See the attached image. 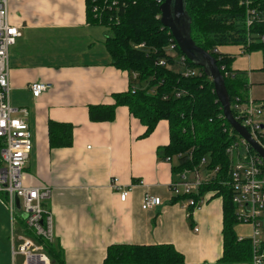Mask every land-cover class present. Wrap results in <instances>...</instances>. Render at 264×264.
Returning <instances> with one entry per match:
<instances>
[{
  "label": "crops",
  "instance_id": "crops-1",
  "mask_svg": "<svg viewBox=\"0 0 264 264\" xmlns=\"http://www.w3.org/2000/svg\"><path fill=\"white\" fill-rule=\"evenodd\" d=\"M7 11L20 31L9 49L10 105L27 109L32 134L22 182L51 188L54 244L64 263L102 264L111 244L169 243L184 255L182 264H223L222 201L191 212L183 200H171L168 184L178 172L176 161L163 157L167 121L145 136L126 106H117L111 121L89 119L88 106L113 103L114 94L129 90L130 75L112 65L111 32L88 23L85 0H8ZM34 81L51 88L34 97ZM49 120L72 124L71 146L49 147ZM112 177L122 188L135 185L124 201ZM145 193L159 196L161 204L142 209ZM10 232L0 203V264H24L21 254H12Z\"/></svg>",
  "mask_w": 264,
  "mask_h": 264
},
{
  "label": "trees",
  "instance_id": "trees-1",
  "mask_svg": "<svg viewBox=\"0 0 264 264\" xmlns=\"http://www.w3.org/2000/svg\"><path fill=\"white\" fill-rule=\"evenodd\" d=\"M104 1L85 0L86 20L110 30L111 36L107 37L106 45L112 65L129 73L130 88L114 94L113 103L89 105V119L111 121L115 117L116 107L126 106L130 114L145 126L142 134L145 136L153 131L160 120H166L169 142L162 150L163 157L181 153V157L174 159V172L197 166L204 157L209 168L218 166L216 175L200 189L201 193L210 190V198L222 196V255L218 261L223 264L248 262L251 256L250 241L237 239L230 191L217 181V176L227 175L225 148L234 135L223 117L210 77L201 67H198L199 75L184 76L180 70L167 66V63L175 66L182 53L177 46L174 57H170L165 50L170 45L171 34L162 27L159 19V5L163 0H120L116 8L92 13L93 6L98 4L102 8ZM185 5L193 41L215 57L230 101L233 102L237 96L242 98L238 86L247 88L245 74L230 68L231 55L213 51L220 45L246 44L248 29L244 26L245 13L239 0H185ZM257 30L264 33V26H259ZM140 43H144V46L140 47ZM254 48L261 49L264 68V42L246 46L248 52ZM160 60H165L166 64H159ZM186 65L197 67L188 58ZM225 72L229 75H225ZM132 74L135 75L134 79ZM72 129L70 123L49 120V147L71 146ZM191 196L197 197L195 194ZM184 198L171 196L173 202ZM45 252L54 263L65 264L62 250L56 243L46 244ZM183 262L184 255L169 243L111 244L106 247L102 264Z\"/></svg>",
  "mask_w": 264,
  "mask_h": 264
},
{
  "label": "built area",
  "instance_id": "built-area-1",
  "mask_svg": "<svg viewBox=\"0 0 264 264\" xmlns=\"http://www.w3.org/2000/svg\"><path fill=\"white\" fill-rule=\"evenodd\" d=\"M94 1V0H93ZM120 0H105L102 8L95 4L92 13L98 14L100 9L116 8ZM8 0H0V203L5 207L10 218V243L12 254H21L24 264H51L45 252L46 244L55 239L53 217L48 206L51 188L48 186H26L22 182L24 167L32 149V134L25 107L13 108L9 94V49L20 36L16 25L8 20ZM244 9V26L248 29L244 49L250 44L264 42V33L259 26H264V0H239ZM254 29V30H252ZM170 33V32H169ZM167 53L175 56L176 43L172 36L169 39ZM140 47L143 44L139 45ZM218 52L217 48L213 49ZM184 54L177 58V66L181 67L184 76L199 75L198 67L186 65ZM159 64L165 65V60ZM167 66L173 67L174 65ZM224 68V67H222ZM198 69V72L196 71ZM225 75H229L225 72ZM51 88L48 82L34 81L29 90L34 97ZM179 96V93H176ZM233 117L246 128L251 138L264 149V123L260 115L264 106L257 105L249 96L235 97L230 101ZM229 125V124H228ZM233 137L225 148L227 155V175L217 176L218 184L227 187L234 206L235 222H246L251 225L249 237L251 256L248 264H264V159L250 144L236 133L230 126ZM181 157V153L164 157L171 162ZM206 158H202L197 166L185 167L178 171L175 179L168 184L171 196H185L183 207L192 211H200L210 199V190L201 193L206 185L219 171V167L209 168ZM139 185L143 181H138ZM110 185L119 192L120 200L124 201L135 185L122 188L117 177L110 178ZM191 194L197 195L192 197ZM161 204L159 196L145 193L142 209H151ZM198 227L194 231L198 232ZM239 241L244 238H237Z\"/></svg>",
  "mask_w": 264,
  "mask_h": 264
},
{
  "label": "water",
  "instance_id": "water-1",
  "mask_svg": "<svg viewBox=\"0 0 264 264\" xmlns=\"http://www.w3.org/2000/svg\"><path fill=\"white\" fill-rule=\"evenodd\" d=\"M160 22L167 28L175 41L179 51L184 54L193 65L204 69L213 84L217 101L221 105L223 117L229 126L243 137L250 146L264 159V149L254 141L245 127L234 119L230 109V98L215 57L208 51L196 45L191 37L190 17L186 11L185 0H163L159 5Z\"/></svg>",
  "mask_w": 264,
  "mask_h": 264
},
{
  "label": "rangeland",
  "instance_id": "rangeland-1",
  "mask_svg": "<svg viewBox=\"0 0 264 264\" xmlns=\"http://www.w3.org/2000/svg\"><path fill=\"white\" fill-rule=\"evenodd\" d=\"M143 44L144 43H140ZM141 46V47H143ZM168 46L165 47L167 52ZM220 52L231 55L233 58L230 68L238 72H243L248 83L247 88L238 86V91H242V95L249 96L256 101L257 105L264 106V68H263V55L261 49L254 48L250 52L238 44H225L217 47ZM218 50V51H219ZM212 55V54H211ZM171 68L181 70V67L175 65ZM198 72V69H196ZM240 93V94H241ZM260 120L264 123V110L260 115ZM220 204L222 200L221 195L210 198L206 204L216 205V201ZM205 204V205H206ZM234 231L237 238L249 239L252 229L251 225L246 222L236 221L234 224Z\"/></svg>",
  "mask_w": 264,
  "mask_h": 264
}]
</instances>
